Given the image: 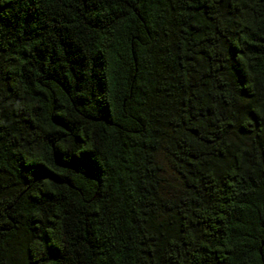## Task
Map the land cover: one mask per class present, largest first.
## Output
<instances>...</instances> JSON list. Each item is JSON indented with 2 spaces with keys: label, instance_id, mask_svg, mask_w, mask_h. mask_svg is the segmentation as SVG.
<instances>
[{
  "label": "trees",
  "instance_id": "16d2710c",
  "mask_svg": "<svg viewBox=\"0 0 264 264\" xmlns=\"http://www.w3.org/2000/svg\"><path fill=\"white\" fill-rule=\"evenodd\" d=\"M0 264H264V0H0Z\"/></svg>",
  "mask_w": 264,
  "mask_h": 264
}]
</instances>
